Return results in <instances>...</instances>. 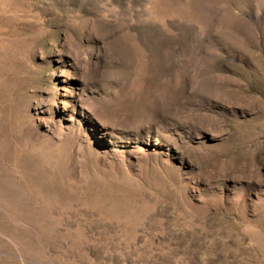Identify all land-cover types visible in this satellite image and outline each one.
<instances>
[{
	"label": "rangeland",
	"instance_id": "obj_1",
	"mask_svg": "<svg viewBox=\"0 0 264 264\" xmlns=\"http://www.w3.org/2000/svg\"><path fill=\"white\" fill-rule=\"evenodd\" d=\"M0 264H264V0H0Z\"/></svg>",
	"mask_w": 264,
	"mask_h": 264
}]
</instances>
